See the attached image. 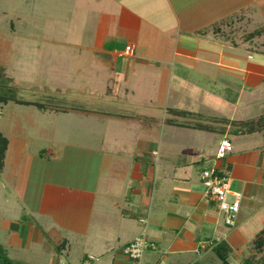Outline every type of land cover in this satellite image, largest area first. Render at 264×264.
Returning <instances> with one entry per match:
<instances>
[{
	"label": "crops",
	"instance_id": "obj_1",
	"mask_svg": "<svg viewBox=\"0 0 264 264\" xmlns=\"http://www.w3.org/2000/svg\"><path fill=\"white\" fill-rule=\"evenodd\" d=\"M71 2L78 28L87 31L82 21L93 14L99 20L95 35L109 36L116 45L109 51L98 42L93 48H86L92 52L104 51L110 56L108 66L90 62V70H95L92 76L106 85L103 94L110 100L153 97L154 91L140 90L144 83H167L171 94L173 76L190 83L189 74L183 70L186 68L212 83L227 82L225 87L236 93V97L226 99L233 110L229 114L218 112V115L209 111L192 112L189 114L198 119L187 120L183 118L185 111L171 109L165 125L170 130L191 131L192 135L180 143L168 141L162 150L159 144L147 140L136 142L133 157L131 151H125L127 146L121 145L125 143L90 149L100 155L94 179L88 174L76 173L67 175L63 189L47 184L51 190L44 192L37 213L42 224L36 227V223L26 220L23 226L22 219H16L9 223L3 221V228L9 230L16 226L17 232L10 233L19 236L20 245L30 247L32 243L44 242L47 235L44 220L52 221L47 227H52L48 235L53 237L55 247L50 250L48 264H202L201 258L212 247L209 242L214 246L215 241L233 248L235 261L247 257L245 251L264 229V206L259 204L264 198V138H260L264 124L256 134H251L246 123L248 116H243V111L237 112L243 98H248V92L264 83V62H248L245 35L248 34L247 7L251 1ZM88 13L91 14L88 16ZM199 31L206 33L197 34ZM237 31H245L240 36L244 39L239 42L231 38ZM140 44L141 53L138 52ZM76 46L80 45L76 43ZM127 46L133 47L131 55L125 54ZM203 92L202 96L198 95L202 100L208 90ZM114 107L108 108L118 110ZM122 112L105 113L102 124L134 126L139 123V127L147 123ZM150 128V125L144 126L142 130L150 132ZM223 139L231 141L233 151L218 159L216 154ZM10 144L9 141L6 153ZM211 168L227 173L233 189L242 193L240 220L234 227L224 223L216 202L207 194L202 174ZM251 208L254 212L248 217ZM141 218L146 220V225L141 223ZM21 225L26 230H21ZM145 228L157 248L148 250L141 260H132L124 254L123 247Z\"/></svg>",
	"mask_w": 264,
	"mask_h": 264
},
{
	"label": "rangeland",
	"instance_id": "obj_2",
	"mask_svg": "<svg viewBox=\"0 0 264 264\" xmlns=\"http://www.w3.org/2000/svg\"><path fill=\"white\" fill-rule=\"evenodd\" d=\"M250 1L247 7L248 33L264 27V0ZM70 5H73L71 0H0V95L11 98L7 102L0 101V132L11 143L5 168L0 172V243L17 264H48L50 250L55 247L53 237L48 235L52 227H47L52 221L44 220L47 231L44 242L32 243L30 247L20 245L19 236L10 233L17 232L16 226L6 230L3 221L9 223L22 219L23 226L26 220L36 223V227L42 224L37 213L44 192L51 190L47 184L63 189L67 175L75 176L76 173L88 174L91 180L95 178L100 155L90 149L107 144L118 147V143H125L121 145H126L125 151H131L133 157L136 142L147 140L159 144L162 150L168 141L180 143L181 139L189 140L192 135L191 131L182 132L179 128L170 130L165 125L166 115L170 116L168 111L173 108L185 111L183 118L187 120L198 119L189 114L192 112L228 113L233 107L226 99L236 97L234 91L225 87L227 82L215 84L195 71L183 68L189 74L190 83L173 76L171 94L167 83H144L140 90L154 91L153 97L110 100L103 94L105 84L92 76L95 70H90L93 60L108 66L110 56L104 51L92 52L86 48L98 42L109 51L116 45L109 36L95 35L99 20L91 13H88L90 18L82 21L88 30L78 28V20H73ZM87 5L90 7V3ZM242 33L237 31L231 38L239 42L244 39L240 37ZM142 49L140 44L138 52L141 53ZM248 62H264V33L248 40ZM192 81L195 84H191ZM204 89L208 93L202 100L198 95L202 96ZM247 99L243 98L237 112L243 111V116H248V131L256 134L258 127L264 124V83L248 92ZM15 100L35 103L43 108ZM111 106L118 110L108 108ZM124 108L130 116L141 123L146 121L148 125L102 124L105 113H121ZM87 109L92 114H88ZM149 125L151 131L143 132L142 128ZM261 135L260 138H264V130ZM259 204L264 206V198ZM253 212L251 208L248 217ZM239 220L237 217L236 221ZM22 225L21 230L25 229ZM8 240L18 244H10ZM234 255V250L228 253L229 264H241L245 257L235 261ZM244 255L257 260L264 255V250L257 252L251 243ZM200 263L224 264L213 251V245Z\"/></svg>",
	"mask_w": 264,
	"mask_h": 264
},
{
	"label": "built area",
	"instance_id": "obj_3",
	"mask_svg": "<svg viewBox=\"0 0 264 264\" xmlns=\"http://www.w3.org/2000/svg\"><path fill=\"white\" fill-rule=\"evenodd\" d=\"M132 51L133 47L127 46L125 54L131 55ZM232 151L233 146L231 141L223 139L220 142L216 157L223 159ZM217 171L216 168L203 171L202 177L207 187V194L216 202L217 208L223 216L224 223L234 227L241 207L242 193L233 189L231 178L227 173L220 175ZM140 221L145 225L147 224L144 218H141ZM209 245H213V242H209ZM156 248V243L148 238L145 228L140 235L123 247V252L132 260H141L148 250H155Z\"/></svg>",
	"mask_w": 264,
	"mask_h": 264
},
{
	"label": "trees",
	"instance_id": "obj_4",
	"mask_svg": "<svg viewBox=\"0 0 264 264\" xmlns=\"http://www.w3.org/2000/svg\"><path fill=\"white\" fill-rule=\"evenodd\" d=\"M205 31H199L197 34H205ZM264 33V27H260L258 29H255L251 32H249L245 36V40L254 39L257 36H261ZM231 39V38H229ZM11 98L1 96L0 95V101L1 102H7ZM18 103L22 104H34L38 106L40 109L43 108L42 105H37L35 103L27 102V101H19L15 100ZM9 140L8 138L3 135L2 132H0V172L4 170L5 166V158H6V152L8 150ZM220 175L223 174L222 172L217 171ZM253 247L257 250V252L262 253L264 250V229H262L257 235L256 238L253 241ZM213 249L216 253V255L220 258V260L224 264H229L228 261V253L232 252L231 247L225 243V242H214ZM0 264H17L16 261L12 260V258L8 254V249L4 247L3 244L0 243ZM241 264H264V255H262L259 259L256 260L254 257H245Z\"/></svg>",
	"mask_w": 264,
	"mask_h": 264
}]
</instances>
